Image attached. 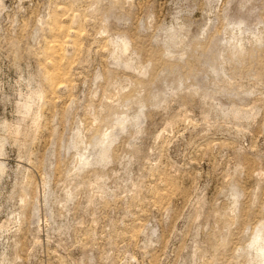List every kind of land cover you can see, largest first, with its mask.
<instances>
[{
    "label": "rangeland",
    "instance_id": "374dc122",
    "mask_svg": "<svg viewBox=\"0 0 264 264\" xmlns=\"http://www.w3.org/2000/svg\"><path fill=\"white\" fill-rule=\"evenodd\" d=\"M263 229L264 0H0V264H264Z\"/></svg>",
    "mask_w": 264,
    "mask_h": 264
},
{
    "label": "bare ground",
    "instance_id": "6f19581e",
    "mask_svg": "<svg viewBox=\"0 0 264 264\" xmlns=\"http://www.w3.org/2000/svg\"><path fill=\"white\" fill-rule=\"evenodd\" d=\"M31 98H33V97H31ZM28 99H29V98H28ZM30 101H31V100H30ZM30 101L26 102L25 105H24V109H25L26 112H29V111L31 110V102H30ZM262 232L264 233V229H263ZM256 234H257V233H256ZM258 234H259V233H258ZM262 236H263V235H262ZM262 236H261V237H262ZM263 237H264V236H263ZM263 237H262V238H263ZM256 242H257V241H256Z\"/></svg>",
    "mask_w": 264,
    "mask_h": 264
}]
</instances>
